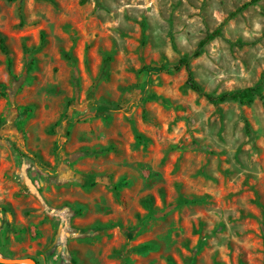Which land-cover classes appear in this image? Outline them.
<instances>
[{
  "label": "rangeland",
  "instance_id": "1",
  "mask_svg": "<svg viewBox=\"0 0 264 264\" xmlns=\"http://www.w3.org/2000/svg\"><path fill=\"white\" fill-rule=\"evenodd\" d=\"M251 1L0 0V259L264 264V105L174 69L256 86Z\"/></svg>",
  "mask_w": 264,
  "mask_h": 264
},
{
  "label": "trees",
  "instance_id": "2",
  "mask_svg": "<svg viewBox=\"0 0 264 264\" xmlns=\"http://www.w3.org/2000/svg\"><path fill=\"white\" fill-rule=\"evenodd\" d=\"M260 0H252L248 4L242 7V9L238 10L234 14H232V17L237 15L241 10L246 9L256 3H258ZM223 36L222 29L217 28L213 32H210L206 35V37L199 43L197 49L193 53L192 56H185L180 59L178 64L174 67L175 71H179L182 68H186L189 73V78L187 82V87L197 93L199 96L206 98L210 103H212L215 106H219L221 104L227 103V102H237L241 105H251L256 99H259L263 105H264V78L254 87L241 89V90H235V91H228L223 92L221 94H214L206 92L202 86L195 80L193 73L191 71V62L193 60H196L200 58L204 52L206 47L213 42L214 40L221 38ZM0 49L2 53L7 56L9 60V68L11 69L12 63L10 58V52L8 50V47L5 44V38L0 39ZM68 57V55H67Z\"/></svg>",
  "mask_w": 264,
  "mask_h": 264
},
{
  "label": "water",
  "instance_id": "3",
  "mask_svg": "<svg viewBox=\"0 0 264 264\" xmlns=\"http://www.w3.org/2000/svg\"><path fill=\"white\" fill-rule=\"evenodd\" d=\"M20 262H21L20 260H2V259H0V263H3V264H17Z\"/></svg>",
  "mask_w": 264,
  "mask_h": 264
}]
</instances>
